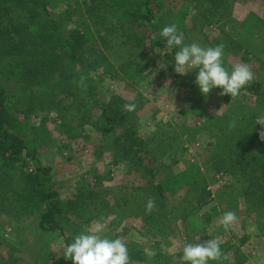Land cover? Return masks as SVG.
Listing matches in <instances>:
<instances>
[{
  "label": "rangeland",
  "instance_id": "obj_1",
  "mask_svg": "<svg viewBox=\"0 0 264 264\" xmlns=\"http://www.w3.org/2000/svg\"><path fill=\"white\" fill-rule=\"evenodd\" d=\"M153 2V23H160L159 29L176 23L185 44H223L224 67L231 71L234 63H247L253 81L228 104L220 88L204 96L194 83L198 69L176 80L155 60L149 47L150 27L121 19L125 29L145 40L142 47H130L120 30L113 31L120 22L106 16L103 6L88 15L82 0H53L50 11L67 26L64 29L90 27L93 40L85 51L82 69L95 70L91 73L95 95L86 96L81 89L64 93L55 81L47 87L34 84L27 89L25 83L20 84L22 77L7 73H0V84L8 95L36 94V115L24 123L23 131L34 139L40 162L52 168L60 197L79 193L85 198L78 215L66 216V234L76 236L104 217L103 235L123 237L130 260L136 264H181L185 244L209 239H216L223 253L221 260L209 264H264V198L258 199L264 192L256 188L264 187V168L250 174L253 166L246 163V175L238 171L244 168L241 165L235 166V175L216 174L211 165L222 154L223 144L230 143L227 136L231 132L261 130L256 120L264 115V0H224L219 15L195 0ZM66 11L72 12L70 22H65ZM128 63L135 69L139 65L138 71ZM256 86L259 95L249 90ZM77 92L86 97L83 104ZM131 95L136 97V109L127 112L122 105ZM231 120H235L234 127H229ZM132 131L139 138L134 150L140 152L144 164L153 158L156 181L165 180L161 198L148 184L149 176L123 158L130 147L117 138ZM234 157L239 160L243 155ZM192 163L197 164L199 174L193 176L192 170L185 176L188 182L168 180ZM17 172H11L13 185L21 178ZM191 177L205 181L209 196L202 203L189 193ZM6 195L8 199L0 204V264H57L64 246L59 233L37 229L36 215L19 212L14 195ZM150 198L155 199L156 208L146 214ZM225 211L238 217L227 231L218 223ZM148 248L156 251L150 261L145 256Z\"/></svg>",
  "mask_w": 264,
  "mask_h": 264
},
{
  "label": "trees",
  "instance_id": "obj_2",
  "mask_svg": "<svg viewBox=\"0 0 264 264\" xmlns=\"http://www.w3.org/2000/svg\"><path fill=\"white\" fill-rule=\"evenodd\" d=\"M51 1L53 0H0V73L22 77L20 84L25 83L27 89H31L34 84L47 87L51 85L49 84L51 81H55L56 87H60L64 93L79 90L80 88L72 82L83 74L88 76L86 96L93 97L95 89L92 84L95 79L91 73L92 71L95 73V70L89 67L82 69L86 58L85 51L93 40L90 27L75 26L67 31L66 28L64 29L66 25H62L60 18L57 16L56 19L55 14L50 11ZM195 1L205 4L206 11L216 12L213 15H219L218 12L221 14L220 9L224 7V4H221L224 0ZM82 2L88 15L101 11L103 6L107 12L106 16L110 15L117 19L120 24L118 28H113V31L120 30L128 41L124 43H128L130 47L132 45L142 47L144 44L141 42L144 43L145 40L143 37H138L133 30L125 29L121 19L128 21L129 24L138 23V27L140 25L150 27L153 33L149 47L152 49L153 57L165 66V70L171 72L176 80L180 79L181 75L174 71V56L179 49L167 48L166 41L159 36L162 28H158L160 23L157 21L153 23L155 20L153 0H82ZM65 14V22L72 21V12L66 11ZM128 66L135 69L131 63H128ZM138 66H135L136 69ZM136 69L135 72L138 71ZM249 90L255 95L261 93L259 86L250 87ZM76 96L81 99L80 104L85 102L86 97L82 93L77 92ZM36 100V94L32 91L28 95L27 92L22 91L20 94L8 95L0 84V204L8 199L6 194L11 192L17 210L36 215L37 229L42 232H58L65 246L72 243L75 237L65 233L63 226L67 220L66 216L78 215L79 210L85 206V198L79 193L67 199L60 197L61 194L53 181L52 168L40 162L37 150L33 146L34 139L24 133V123H29L31 117L36 115L34 108ZM230 100L229 95H224L225 104ZM231 133L227 136L230 143L227 141L228 144H223L222 154L216 156L211 164L214 172L234 174L237 171L235 166L244 167V164L248 163L253 166L250 174H257L259 168H264V141L259 139L257 132L250 129L246 133ZM117 139H123L130 147L123 152V158H128L131 163H127L131 167L141 168L149 176L148 184L158 191L161 198L165 190L163 189L165 180L156 181L152 168L155 165L153 158L148 162L150 164H144L140 152L134 150L139 139L136 132L124 133ZM129 152H133L131 157ZM236 153L243 157L238 160V157H234ZM13 170H17L21 177L15 185L11 176ZM192 170L196 173L192 174L193 176L199 174L197 164L192 163L186 165L178 175L168 177V180L179 182L178 180L190 175ZM238 171L243 175L247 174L245 167ZM191 179L193 180L189 193L194 194L196 201L202 203L209 196V192L205 190V181L203 178L191 177ZM183 181L188 182L186 179ZM256 188L264 192V187L258 185ZM263 198L264 196H260L258 199L262 201ZM64 246L61 248V257L57 264H72L71 260L63 257Z\"/></svg>",
  "mask_w": 264,
  "mask_h": 264
},
{
  "label": "clouds",
  "instance_id": "obj_3",
  "mask_svg": "<svg viewBox=\"0 0 264 264\" xmlns=\"http://www.w3.org/2000/svg\"><path fill=\"white\" fill-rule=\"evenodd\" d=\"M159 36L166 41V47L179 50L174 56V71L184 75L187 72L198 69L194 83L204 96H207L213 88H220V95L237 97L240 90L254 79V73L249 64L243 62L234 63L231 71L224 67V45L215 47H202L193 42L185 44L183 33L178 30V25L172 23L162 28ZM90 75V74H89ZM88 76L80 75L73 80V84L82 91L87 90ZM136 97L131 95L128 102L122 105V109L132 112L136 109ZM261 126L258 133L259 139L264 141V115L256 120ZM235 126V120L229 121V127ZM156 208L154 198L148 199L145 205L146 214H151ZM238 217L233 211H225L218 223L225 231L237 222ZM106 229L104 217H100L84 227L83 231L74 237L72 243L64 246L63 257L71 260L72 264H136L130 260L129 251L123 237L109 239L103 235ZM145 256L150 261L156 256L154 249L145 250ZM223 253L216 239H209L199 243H187L182 248L181 264H209V261L221 260Z\"/></svg>",
  "mask_w": 264,
  "mask_h": 264
}]
</instances>
